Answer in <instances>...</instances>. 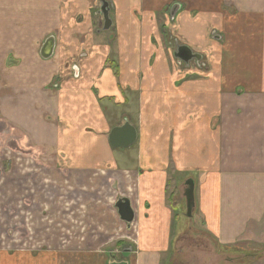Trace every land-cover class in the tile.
<instances>
[{"label": "crops", "instance_id": "crops-1", "mask_svg": "<svg viewBox=\"0 0 264 264\" xmlns=\"http://www.w3.org/2000/svg\"><path fill=\"white\" fill-rule=\"evenodd\" d=\"M100 10L101 0H0V145L66 188L67 205L56 191L34 195L35 235L65 234L52 222L65 208L66 220L103 226L108 189L115 211L126 198L134 213L129 226L117 214L118 236L138 238L136 264H155L159 237L173 234L171 196L178 205L191 175L219 245L264 246V0H109L108 29ZM178 46L199 58L178 63ZM125 119L136 141L113 148ZM6 192L9 203L20 193ZM27 255L0 243V264H34Z\"/></svg>", "mask_w": 264, "mask_h": 264}, {"label": "rangeland", "instance_id": "rangeland-1", "mask_svg": "<svg viewBox=\"0 0 264 264\" xmlns=\"http://www.w3.org/2000/svg\"><path fill=\"white\" fill-rule=\"evenodd\" d=\"M191 66L195 67V64ZM0 133H2L1 127ZM0 140L2 142L1 135ZM2 145H0V199L2 201L6 199L7 202L3 204L0 202V223L4 224L3 230H9L0 237V239L5 238L0 240L1 244L11 247L26 246L27 257L28 259L33 257L34 264H49L51 260L53 264H109L112 257L116 261H126L127 264L137 263L138 238L118 236L121 223L112 206L114 193L108 189L106 201L96 205L103 208L102 217L98 213L103 226H100V222L89 218H85L84 222L92 223L94 228L86 227V224L84 226L78 220H66L67 208H65L57 219L54 215L52 221L53 224L58 223L59 232H66L65 234H59L57 237L35 235L33 214L35 210L41 213L42 210L39 209V202L34 195L43 191L51 196L52 192L56 191L59 201L67 205L66 188H57L58 181L52 180L50 174L45 171L33 167V162L29 161L27 155L23 156V153L19 154L16 150H13V153L10 151L12 154H9ZM130 146L126 148L130 149ZM170 167H173L171 163ZM187 177L192 176L187 175L179 179L181 190L185 186L183 182ZM11 183L20 191L19 194H15L14 203H9L10 193L6 192V188L10 189ZM172 200V212L175 214L172 220L173 234L169 237H159L161 248L154 254L155 264H264V246L250 244L242 247L235 244L234 248L219 245L207 232L201 215L196 214L195 205L192 216L188 218L185 216L184 198L181 197L178 205L175 204L174 198ZM81 206L86 208L88 205ZM50 217L44 212L40 220L49 224ZM104 228L106 234H102ZM37 231L42 233V230ZM50 243H59L60 246H56L58 249L52 248ZM42 246L49 250L41 248ZM31 251L36 252L29 254ZM127 252L130 253L125 258L123 253ZM28 264H30L29 260Z\"/></svg>", "mask_w": 264, "mask_h": 264}, {"label": "water", "instance_id": "water-1", "mask_svg": "<svg viewBox=\"0 0 264 264\" xmlns=\"http://www.w3.org/2000/svg\"><path fill=\"white\" fill-rule=\"evenodd\" d=\"M108 6L109 0H101V10L100 14L103 17L104 29H108L110 27V19L108 17ZM47 45V44H46ZM45 45V46H46ZM193 54L188 51V49L184 46H178L177 51L175 52V58L177 59L178 63L181 61L185 62V66H189V60ZM195 56V54L193 55ZM198 59L199 57H196ZM136 129L128 122V120H124L122 125L115 126L111 129L108 135L109 145L113 148H126L132 145L136 141ZM185 188L183 191V196L185 200V216L191 217L192 212L194 209V184L191 179H187L184 182ZM116 212L121 221L126 223L127 226L133 220L134 213L130 206V201L126 198H118L115 204ZM123 256L126 258L128 257V253H123ZM115 258L112 257V260L109 264H127L126 261H115Z\"/></svg>", "mask_w": 264, "mask_h": 264}, {"label": "trees", "instance_id": "trees-1", "mask_svg": "<svg viewBox=\"0 0 264 264\" xmlns=\"http://www.w3.org/2000/svg\"><path fill=\"white\" fill-rule=\"evenodd\" d=\"M172 199H173V196H171V204L173 203V202H172V201H173ZM171 207H172V206H171ZM172 209H173V207H172ZM174 215H175V214H174ZM174 218H175V217H174Z\"/></svg>", "mask_w": 264, "mask_h": 264}]
</instances>
